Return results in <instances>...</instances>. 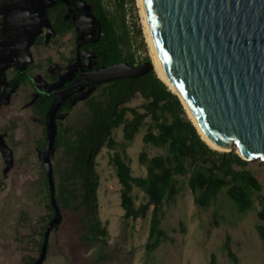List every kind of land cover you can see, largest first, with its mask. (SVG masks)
<instances>
[{"label":"trees","instance_id":"1","mask_svg":"<svg viewBox=\"0 0 264 264\" xmlns=\"http://www.w3.org/2000/svg\"><path fill=\"white\" fill-rule=\"evenodd\" d=\"M109 1L113 3L112 10L106 7L105 0H76L77 4L81 2L87 7L95 24L100 27V36L97 38L96 30L93 41L80 46V53H89L97 69L122 62L139 65L150 61L141 30L130 29L125 21L126 6L133 8L135 1ZM70 11H75V7L62 0H51L43 11L49 38L54 44L70 32L79 37ZM137 38L140 39L138 48L143 53L140 59L136 58L134 49ZM42 41L43 37L39 36L35 45H42ZM70 52L71 56L66 59L68 65L76 62L75 47ZM46 61L49 63L50 58ZM33 68L28 65L25 69L16 70L8 81L13 93H19L22 87L28 89L24 101L30 111L28 120L21 127L8 120L9 125L4 130L0 129L1 142L12 154L24 155L22 145L33 143L41 169L32 183L22 186L24 195L34 208L19 203L10 227L9 238L15 244L14 251L19 254L18 264H31L38 258L46 225L54 215L41 163L45 141L44 117L52 102V94L35 86L31 74ZM70 74L57 88L68 86L79 76L77 68H73ZM50 77L52 81L57 80L54 75ZM82 92L85 93L84 98L77 101ZM82 92L65 100L56 114L57 129L50 162L61 221L50 231L45 259L54 251L64 258L65 264H105L111 259L108 222L100 219L96 205L99 177L94 159L103 146L112 152L109 163L119 184L122 222L148 220L143 244L145 264L166 240L161 227L166 208L174 203L184 187L192 194L196 207L204 209L211 207L220 191L225 190L240 213L251 209L255 194L260 206L256 212L260 223L255 229L264 252V197L260 194L262 187L258 179L248 168L249 161L234 151L224 153L209 148L187 118L178 97L154 70L138 78L90 85ZM135 98L141 100V105L128 106ZM118 129L121 141L115 138ZM142 129V144L157 150V154L151 156L145 148L140 151L138 164L145 169V175L135 176L126 148ZM17 133L19 138H16ZM11 158L10 169L16 166L15 156ZM133 188L143 195V201L138 204L137 195H132ZM38 210L45 215L32 221L31 213ZM222 250L229 261L238 264L228 237ZM209 264H219L214 255L210 257Z\"/></svg>","mask_w":264,"mask_h":264},{"label":"rangeland","instance_id":"2","mask_svg":"<svg viewBox=\"0 0 264 264\" xmlns=\"http://www.w3.org/2000/svg\"><path fill=\"white\" fill-rule=\"evenodd\" d=\"M134 1L133 8L126 6L125 21L130 29L141 30L150 57L139 7L137 1ZM50 3V0H0V107L4 109L0 111L2 130L9 125L8 120L15 121L17 127H21L30 114L28 105L24 102L28 89L22 87L18 90L19 93H13V87L8 85L15 71L32 65L33 81L40 91L57 89L71 75L74 64L68 65L66 59L71 56L70 51L75 43L86 38L92 39L95 35L96 25L93 20L82 13L70 11L79 37L71 32L65 38L57 39L54 44L49 38V28L43 15L44 9ZM105 4L112 10V2L105 0ZM78 7L83 13L88 12L81 2ZM13 16H17L14 22L11 19ZM39 36L43 37V41L42 45L37 46L35 43ZM139 43L140 39L137 38L134 42L137 59L143 57L142 50L138 48ZM48 57L49 63L46 61ZM91 57L89 53H83L88 67L93 64ZM51 75L56 76L57 80L52 81ZM83 98L84 94L77 101ZM141 103L139 98H135L128 106L139 107ZM143 133L144 130H140L126 148V155L135 176L145 175V169L138 164L140 151L145 148L149 155L157 154V150L144 147L141 141ZM16 138H19L18 133ZM115 138L116 141L122 140L120 129L117 130ZM22 150L24 155L14 152L12 154L0 139V264L19 263V254L14 251L15 244L9 238L12 232L10 227L15 220L14 213L19 210L16 206L24 203L29 208H34L24 195L22 186L32 183L40 175L39 158L33 143L23 144ZM111 154L103 146L94 159L95 171L99 177L96 192L97 213L102 221L108 222L109 243L112 246L111 259L105 264H145L143 244L147 236L148 220L122 222L119 184L109 163ZM11 155L15 156L16 166L10 169ZM248 168L258 179L262 187L260 194L264 197V165L258 161H249ZM138 191L137 188L132 191V195H137L136 204L143 201V195ZM255 198L254 194L251 209L240 213L236 204L222 190L217 201L204 209L196 207L192 194L184 187L175 197L174 203L166 208V215L161 223L166 240L149 257L148 264H209L212 255L219 264H233L222 250L227 237L232 252L238 258V264H264L263 246L255 229L260 223L256 217L260 206ZM42 215L45 212H32V221ZM213 220L216 222L213 223ZM43 264H65V260L54 251L47 255Z\"/></svg>","mask_w":264,"mask_h":264},{"label":"water","instance_id":"3","mask_svg":"<svg viewBox=\"0 0 264 264\" xmlns=\"http://www.w3.org/2000/svg\"><path fill=\"white\" fill-rule=\"evenodd\" d=\"M141 4L165 78L198 128L218 146L231 144L242 159L264 165V0H141ZM85 15L94 20L90 13ZM96 30L98 38V23ZM92 41L77 43L79 76L51 92L44 117L41 163L54 215L46 225L39 256L31 264L43 263L50 231L61 221L50 162L60 106L87 86L138 78L154 70L150 60L87 71L79 48Z\"/></svg>","mask_w":264,"mask_h":264},{"label":"bare ground","instance_id":"4","mask_svg":"<svg viewBox=\"0 0 264 264\" xmlns=\"http://www.w3.org/2000/svg\"><path fill=\"white\" fill-rule=\"evenodd\" d=\"M136 1H137V5L139 7L140 15L142 18L145 39H146V42H147V45L149 48L150 59H151V63H152V66L154 68V71H155L156 75L158 76V78L161 79L164 82V84L168 87V89L176 95L177 94L176 91L173 89V87L168 83V81L165 78V75L162 71L160 63H159L157 56H156V53L154 51L153 45L151 43V39H150V35L148 32L146 20L144 17V12H143V8H142L141 0H136ZM181 103H182L181 105H182V107H183V109L187 115V118L191 121V123L195 127L199 137L205 142L206 145H208L209 148H211L212 150H215L217 152H224V153L234 151L237 155L240 156L238 149H235V147L233 145L229 144L227 147H221V146H218L217 144H215L208 137H206V135L198 128L196 122L194 121L192 115L190 114L188 108L186 107V105L184 104V102L182 100H181Z\"/></svg>","mask_w":264,"mask_h":264},{"label":"flooded vegetation","instance_id":"5","mask_svg":"<svg viewBox=\"0 0 264 264\" xmlns=\"http://www.w3.org/2000/svg\"><path fill=\"white\" fill-rule=\"evenodd\" d=\"M62 1H65L68 5H72L73 7H75V12L76 13H82L83 15H85L86 13H83V11L81 10V8H79L78 7V4L76 3V0H73L74 2H75V5H73V3H72V0H62ZM50 2H51V0H50ZM88 13V12H87ZM86 16V15H85ZM89 18V17H88ZM91 19V18H90ZM92 20V19H91ZM94 21V20H93ZM95 23V22H94ZM96 25V24H95ZM71 33V32H70ZM86 39H89V38H86ZM82 40H85V39H82ZM82 40H79L77 43H79L80 41H82ZM92 40V39H91ZM77 43H75V45H74V47H75V56H76V46H77ZM73 47V48H74ZM80 49V48H79ZM93 63V62H92ZM81 64H82V66L87 70V71H89V70H93V69H97L96 67H95V65H94V63L92 64V66H90V67H88L87 66V64H86V61H85V59L83 58V54L81 55ZM73 68H77V60H76V62H75V64H74V67ZM78 70V69H77ZM78 74H79V72H78ZM60 89V88H59ZM54 90V89H53ZM53 90H51V92L53 91ZM83 91V90H82ZM81 91V92H82ZM81 92H79V93H81ZM78 93V94H79ZM82 94H85V93H81L79 96H81ZM78 98V97H77Z\"/></svg>","mask_w":264,"mask_h":264},{"label":"crops","instance_id":"6","mask_svg":"<svg viewBox=\"0 0 264 264\" xmlns=\"http://www.w3.org/2000/svg\"><path fill=\"white\" fill-rule=\"evenodd\" d=\"M23 12H24V11H23ZM17 13H18V12L16 11V14H17ZM13 17H14V18H13ZM13 17H12L11 19H12V20H13V22H14V21H16V20H17V19H16V18H17V16H13ZM18 21H19V20H18Z\"/></svg>","mask_w":264,"mask_h":264}]
</instances>
